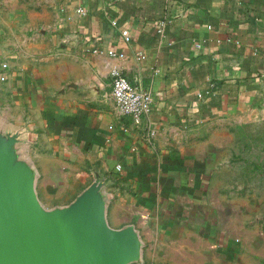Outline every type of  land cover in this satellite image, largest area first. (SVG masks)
I'll list each match as a JSON object with an SVG mask.
<instances>
[{"label": "crops", "instance_id": "0c3cea01", "mask_svg": "<svg viewBox=\"0 0 264 264\" xmlns=\"http://www.w3.org/2000/svg\"><path fill=\"white\" fill-rule=\"evenodd\" d=\"M114 68L151 92L140 124ZM237 111L264 114V0H0V132L37 178L101 179L111 227L203 197L206 128Z\"/></svg>", "mask_w": 264, "mask_h": 264}, {"label": "rangeland", "instance_id": "374dc122", "mask_svg": "<svg viewBox=\"0 0 264 264\" xmlns=\"http://www.w3.org/2000/svg\"><path fill=\"white\" fill-rule=\"evenodd\" d=\"M206 129L203 197L187 193L180 207L141 216L139 254L127 264H264V114L237 111ZM48 170L35 177L46 209L70 204L88 184L71 165Z\"/></svg>", "mask_w": 264, "mask_h": 264}, {"label": "water", "instance_id": "95a60500", "mask_svg": "<svg viewBox=\"0 0 264 264\" xmlns=\"http://www.w3.org/2000/svg\"><path fill=\"white\" fill-rule=\"evenodd\" d=\"M17 140L0 132V264H127L138 256L137 229L106 219L101 179L70 204L44 208L34 169L15 153Z\"/></svg>", "mask_w": 264, "mask_h": 264}, {"label": "built area", "instance_id": "2783aa9c", "mask_svg": "<svg viewBox=\"0 0 264 264\" xmlns=\"http://www.w3.org/2000/svg\"><path fill=\"white\" fill-rule=\"evenodd\" d=\"M79 14H84L85 9L81 6L76 8ZM114 25L117 24L115 20L112 21ZM122 35L128 42L131 39L128 29H122ZM201 44L198 43V46ZM109 54L115 55L113 50L108 51ZM6 66V63H4ZM112 86L111 96L118 107L119 111L123 114H128L136 124H140L142 116L150 107L152 101L151 92L144 89L142 86L132 83L129 78L119 68L112 69ZM5 79V76H2ZM151 133H154L152 130Z\"/></svg>", "mask_w": 264, "mask_h": 264}]
</instances>
